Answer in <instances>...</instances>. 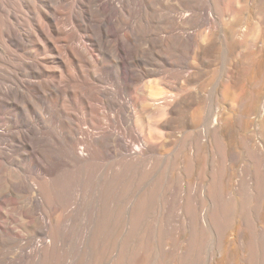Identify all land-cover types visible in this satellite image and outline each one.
<instances>
[{
	"label": "bare ground",
	"instance_id": "obj_1",
	"mask_svg": "<svg viewBox=\"0 0 264 264\" xmlns=\"http://www.w3.org/2000/svg\"><path fill=\"white\" fill-rule=\"evenodd\" d=\"M162 1L0 0V264H264L249 0Z\"/></svg>",
	"mask_w": 264,
	"mask_h": 264
},
{
	"label": "rangeland",
	"instance_id": "obj_2",
	"mask_svg": "<svg viewBox=\"0 0 264 264\" xmlns=\"http://www.w3.org/2000/svg\"><path fill=\"white\" fill-rule=\"evenodd\" d=\"M221 1L224 3L227 0H224V1L223 0H220L219 2H221ZM162 2H163V4H166L167 6L168 5L169 6H172L173 5V7L177 8L179 10H183L184 9V2L182 0H163ZM219 2H218V0H207L206 1L207 5L210 8V14L219 15V14L222 13V8H223L224 5H222V2H221V4H219ZM238 2H239V0H233V2H231V4H230V7L232 9L235 8L237 10V8L239 7L238 5H240V2L241 1L239 3ZM248 6H249L248 7L249 8L248 12L249 11L250 12L249 13L247 12V15L249 14L248 16L251 19V24H252V27H253L254 35L257 38L256 35L258 34V36L260 38V39L259 38L256 39L255 44L259 48L262 47V49L264 51V20H263V16H262V13H261V12H263L262 9L264 8V0H249L248 1ZM263 80H264V71H263V79L261 80L260 84L257 85V91L258 92L256 94L257 96H256L255 102H254V111H253L252 115L249 116L250 117L249 119H245V120H247L248 124H250L249 125L250 127L248 126L247 128H245L247 126V125L245 126V124H244L245 121H242L241 122L242 124L240 123V124H238L239 126L237 125L238 127H236V129H240V128L241 129L242 128L243 129H251V132L253 133V139L255 140L254 142H256L257 146L262 145V141L264 140V81ZM215 123H214L215 126L216 125L218 127L221 126L220 123L219 124H217V122H215ZM214 125H213V127H214ZM241 129H240V133H242ZM262 147H264V145H262ZM262 147H259V148L264 150V148H262ZM7 193H8V189H7L6 184H3V183L0 184V194L1 195L4 194L5 195V199L7 198L6 196H8ZM13 198L15 200L17 199L15 197H13ZM9 206H10V208H9ZM7 207H8L9 210L12 209L11 212L13 211V209L15 210V211H13L12 215L18 220V222L19 221H22L21 223H23L25 221V219H23L24 218L23 215H22V218L20 219L21 213H19V212L16 213V211H18L16 209L17 208L16 206L11 207V205L8 204ZM14 207H16V208H14ZM235 222L236 221L234 220L231 223L233 224ZM29 230L28 229L27 230L25 229V232L26 231L30 232ZM92 230L93 229H90V230H86V229L85 230H82V233L83 234L82 233H80V234L83 235V236H81V237H79L80 235H79V233H78L77 230L75 232V233H78V235H79V236H77L78 237V240L80 239V241H78V243H79V246H78V254H79V256H78V262L79 263L78 264H94L95 262H96L95 264H98L97 261H96V259L94 258L95 255L92 253L93 252V249H92L93 248V244L92 243L94 242L93 241L94 235L91 234V233L94 234V232H91ZM232 233H233V231H230V233L228 235V238H231L232 237V235H230ZM82 239H83V241H85L84 243H82ZM91 241H93V242H91ZM165 242L166 243H165L164 249L165 248L168 249L169 248L168 246H169V242L170 241L166 239ZM184 244L185 243H183V245ZM90 245H92V247ZM182 250H183V247L182 248L180 247L179 252H181ZM79 251H80V253H79ZM221 253L222 252H220V251H216V250L213 251L212 250V245L210 244L208 246V248L206 249L205 253H204V256H203V258L201 260L202 261L201 263L202 264H223V262H222L223 261L222 260L223 259V254H221ZM242 253L245 255L243 249H242ZM114 255L115 254H113L112 256L110 255V259H111L110 261L111 262L113 261V259L116 256V255L115 256ZM113 256H114V258H113ZM229 256H230V258H229ZM232 259H234V257L231 254L228 255V263L231 262V261H233ZM110 261L107 262V263L105 261V264H108V263L110 264L111 263ZM102 264H104V263H102Z\"/></svg>",
	"mask_w": 264,
	"mask_h": 264
}]
</instances>
